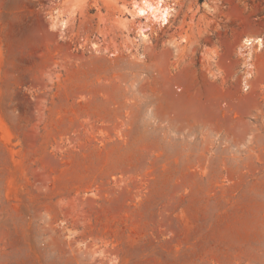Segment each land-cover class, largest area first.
Listing matches in <instances>:
<instances>
[{"label": "rangeland", "instance_id": "1", "mask_svg": "<svg viewBox=\"0 0 264 264\" xmlns=\"http://www.w3.org/2000/svg\"><path fill=\"white\" fill-rule=\"evenodd\" d=\"M135 1L0 0V264H264V0Z\"/></svg>", "mask_w": 264, "mask_h": 264}, {"label": "bare ground", "instance_id": "2", "mask_svg": "<svg viewBox=\"0 0 264 264\" xmlns=\"http://www.w3.org/2000/svg\"><path fill=\"white\" fill-rule=\"evenodd\" d=\"M133 7L135 15H147L148 17L155 18V20L160 21L161 26L169 23V16L171 15L170 8L172 6H169L166 0H141L140 2L135 1ZM60 21L62 25L66 23V20ZM146 27L142 30H148L149 26L147 25ZM144 35H146V33L143 32V36ZM263 41L264 40L261 37H250L245 39V45L247 46V49H249L247 54H250V51L255 43L258 42L260 46H263Z\"/></svg>", "mask_w": 264, "mask_h": 264}, {"label": "crops", "instance_id": "3", "mask_svg": "<svg viewBox=\"0 0 264 264\" xmlns=\"http://www.w3.org/2000/svg\"><path fill=\"white\" fill-rule=\"evenodd\" d=\"M262 56L264 57V50L262 51ZM258 74H259V75H258L257 80H256V84H257V85L260 84V82H261V83L264 82V68H263V66L260 68ZM261 85H264V84H261ZM263 89H264V88H263Z\"/></svg>", "mask_w": 264, "mask_h": 264}, {"label": "built area", "instance_id": "4", "mask_svg": "<svg viewBox=\"0 0 264 264\" xmlns=\"http://www.w3.org/2000/svg\"><path fill=\"white\" fill-rule=\"evenodd\" d=\"M262 38V37H261ZM263 39V38H262ZM263 43H264V41H263ZM255 45L259 48L260 46H259V43L257 42V43H255Z\"/></svg>", "mask_w": 264, "mask_h": 264}]
</instances>
